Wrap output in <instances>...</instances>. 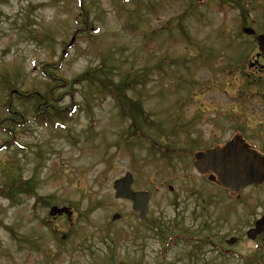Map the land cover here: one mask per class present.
Returning <instances> with one entry per match:
<instances>
[{"label": "rangeland", "instance_id": "1", "mask_svg": "<svg viewBox=\"0 0 264 264\" xmlns=\"http://www.w3.org/2000/svg\"><path fill=\"white\" fill-rule=\"evenodd\" d=\"M223 1L196 3L197 15L194 13L196 16L191 15L185 22L193 43L216 52L211 66L198 68L194 65L199 63V51L185 41L170 44L160 39L154 50L149 47V55L144 51L143 33L169 27L175 17L190 9L188 0H149L138 7L127 3L122 11L111 0H84L90 8L91 29L81 36L73 34L81 26L76 0L0 2V117L4 115L1 104L8 93L1 90L5 80L1 75L5 72L10 81H17L16 87L26 90L40 86L41 65L54 63L65 80L78 79L89 72L86 81L72 87H98L99 61L106 60L108 55L112 59L107 57L108 65L117 60L122 66L107 70V77L114 75L113 83L129 69L141 71L143 66L159 60L165 63L159 78L125 92L135 99L141 94L140 114L161 124L159 130L147 124L141 132L142 142L159 161L155 164H146V148L142 145L129 147L132 154L123 151V145L134 138L126 129L127 119L135 109L120 112L108 99L96 101L89 109L81 106L82 111L78 110L63 126L40 127L29 119L15 144H4L8 138L0 131V184L6 182L7 174H20L25 180L35 175L36 190L43 199L35 203L31 197H22L10 202L0 197V220L7 227H0V264H97L90 253H99L107 246H114L116 260L132 264H187L189 247L164 252L160 240L148 230L149 221L158 218L164 222L181 221L190 229L201 228L205 222L215 224L212 241L222 244L213 250L205 247L201 259L193 264H243V256L260 244L257 253L264 256V240L249 241L244 236L254 219L264 214V184L241 191L238 198L229 197L195 172L194 153L180 166L160 157L163 150L159 144L166 140L165 134L170 130L164 127H170L174 121L190 122V137L199 143L194 142L197 152L222 145L235 133L236 126L242 127L251 139L252 126L246 128L245 119L239 117L252 120L253 112L262 114L258 102H264V84L259 97L242 103V113L236 114L242 82L239 72H230L228 68L237 64L238 54L244 57L249 53L251 42L236 37L238 11L234 6L238 0ZM252 18L256 17L249 12L248 19ZM128 23L137 25L138 30H124L122 27ZM71 39L69 47L64 45ZM237 42L242 45L238 53ZM176 58L184 59L185 66H173L169 60ZM184 77L190 79L193 88L174 89ZM76 99L80 97L76 95ZM68 100L65 97L63 103ZM180 106L182 115L177 117L175 109ZM246 123L251 125L250 121ZM127 171L133 175L134 190L150 192L144 221L135 217L128 202L113 197L114 179ZM56 175L61 179H54ZM168 185L173 187L172 191L167 189ZM98 199L100 204H96ZM89 204L95 208L70 229L79 212ZM51 205L72 209L71 221L49 217ZM114 213L120 215L118 220H111ZM222 215H226L224 222L215 220ZM43 220L48 223L46 226L42 225ZM68 232L70 240L57 245L56 238ZM229 237H236L239 243L229 248L224 244ZM58 252L59 259L52 260Z\"/></svg>", "mask_w": 264, "mask_h": 264}, {"label": "trees", "instance_id": "2", "mask_svg": "<svg viewBox=\"0 0 264 264\" xmlns=\"http://www.w3.org/2000/svg\"><path fill=\"white\" fill-rule=\"evenodd\" d=\"M3 0H0L2 2ZM113 4L118 5V9L120 11L124 10V5L127 3H133L137 7L144 4L146 1L149 0H111ZM190 4V9L183 11L180 15L174 18V23L170 22V26L165 28H159L157 30H149L143 33V40H144V51L149 55L151 50H148L149 47L154 50L156 47L155 44L158 43L160 39L166 41L168 43H177L180 41H185L190 47L196 48L199 51V63L195 64L194 67H203V66H211L215 61V51L212 48H205L204 45H197L193 42L195 40L191 39L189 35L188 29L186 27L185 22L192 16H196L197 13L195 10V3L193 0H188ZM219 3L224 2L223 0H216ZM77 2V17L81 22V26L74 29L73 34L86 35L89 33L91 29V22L88 20V6H85L84 0H76ZM228 2V0H225ZM229 2L233 3L232 0ZM196 15H195V14ZM172 24L174 27L172 28ZM137 25L126 24L122 28L125 30L130 31H137ZM85 29V30H83ZM205 48V49H204ZM147 49V50H146ZM109 60L112 61L110 55H108ZM107 57L106 60L104 58L99 61V66L101 70L99 71L101 79L98 80V87H72L74 84H80L83 81L87 80V76L89 72L84 73L83 75L78 76V79L73 80H65L60 75V70L57 68V64H43L41 65V69L39 71L42 79L41 82L38 83L40 86H32L29 89L23 90L21 88L16 87L18 84L17 81L14 79L10 81V75L6 72L1 75L3 80L1 85V90H8L7 95L4 98L3 103L1 104L2 112L4 115L0 117V131L7 136V140L4 144H15L18 135L22 132H19L22 129H26L27 122L31 121L33 125L40 126V127H55L58 125H64L68 123L74 116V114L79 110L82 111L81 106L85 109H89V107L94 104L96 101L101 99H108L112 102L115 108L118 111H124L126 109H135V113L130 115L131 119L135 121V119H139L141 117H146L144 121L140 124L146 126L149 124L151 128L159 130L161 128V124L155 123L153 121H149L147 116L140 114L139 107H142V102L140 98H142L141 94H137V98L126 95L125 92L132 91V89L139 84V86H147L154 77H160L163 72V68L165 66L164 61L159 60L148 67L143 66V70L139 71V69L133 70L129 69L125 71L123 75H120L118 82L113 83L112 77H107V70H110L112 67H122L117 60L111 65L107 64ZM193 60V59H192ZM173 66L178 67L179 65L185 66L184 59L176 60H169ZM213 62V63H212ZM101 63V65H100ZM240 63V62H239ZM199 65V66H198ZM240 66V65H239ZM180 67V66H179ZM241 67V66H240ZM239 68V67H238ZM236 65H232L228 70L230 72L238 70ZM181 69V68H180ZM119 71V70H118ZM179 73V71H178ZM77 80V81H76ZM10 81V82H9ZM176 87L174 89L178 90L180 88H188L192 87L190 83V79L182 78L180 83H176ZM16 87V88H14ZM246 87V86H245ZM193 88V87H192ZM135 91V90H133ZM189 97V91L186 92ZM76 95L80 97V100L76 99ZM65 97H69L67 103H63ZM187 97V98H188ZM134 101V102H132ZM130 104L132 106H130ZM177 112V117L182 115V106L175 109ZM190 123H184L181 121H176L171 128V131H178L181 127H187ZM176 126V128H175ZM179 127V129H178ZM17 131V132H16ZM13 139V142L11 141ZM12 142V143H11ZM176 154V152L174 153ZM6 182L0 184V197L8 199L10 202H16L22 197H31L33 198L35 203H39L40 200L43 201L40 194L36 190V186L38 184V178L33 175L29 179L25 180L22 179L20 174H7ZM53 178V177H51ZM54 179H61V177L57 176ZM100 201H96V204ZM94 204H89L87 208L79 212L77 218L74 219L73 228L78 223V219L82 216H85L90 210H92ZM226 219V215H222L216 217L215 220H222ZM48 223L43 220V225H47ZM0 226L4 227L3 222L0 221ZM70 228V229H71ZM207 229L209 232L208 235L200 236V233L203 229ZM200 229L192 230L190 233L189 228L183 225V222L178 220H172L170 222H164L161 219H152L148 223V230L160 240L162 243L163 251H166L170 248L176 247H184L188 248L190 243H196L198 241H192L193 239L205 240L201 242V244L211 243L209 241L212 237V229L215 228V224H210L209 222H205ZM71 238V233H67L66 241L61 242L57 240L58 245H63ZM82 243L79 244L81 246ZM197 249V248H196ZM89 251L92 252L91 249ZM61 253V252H59ZM188 255V259L191 258ZM59 254H57L54 259H58ZM90 258L96 260L97 264H132L128 263L127 261L123 260H116V251L114 246L106 247L104 250H101L99 253L94 252V255L90 253ZM243 264H263L264 257L260 258L257 253H253L244 259ZM141 264V263H137ZM155 264H165L162 262L155 263Z\"/></svg>", "mask_w": 264, "mask_h": 264}, {"label": "water", "instance_id": "3", "mask_svg": "<svg viewBox=\"0 0 264 264\" xmlns=\"http://www.w3.org/2000/svg\"><path fill=\"white\" fill-rule=\"evenodd\" d=\"M201 1V0H198ZM248 34L252 31L248 28L244 29ZM258 47L260 52L264 53V36L258 37ZM196 170L200 174L210 171L214 175L211 180H215L218 186L228 189L232 192H238L240 189L248 185L259 184L264 180V156H260L254 150L242 143L238 137H233L221 148H213L196 155L194 162ZM132 177L130 173L113 181L114 197L131 202L132 211L135 215L142 219L148 211L149 193L147 191L131 190ZM171 189V187H169ZM66 214L70 217L71 211L66 207L58 208L52 206L49 215ZM119 217L114 214L112 219ZM264 231V215L256 220L253 227L246 231V237L253 240L258 234ZM234 238L226 241L227 244H233Z\"/></svg>", "mask_w": 264, "mask_h": 264}, {"label": "flooded vegetation", "instance_id": "4", "mask_svg": "<svg viewBox=\"0 0 264 264\" xmlns=\"http://www.w3.org/2000/svg\"><path fill=\"white\" fill-rule=\"evenodd\" d=\"M238 11L237 22L239 23L238 31L236 37L247 38L250 40L251 44L248 43L249 53L244 57L238 54L240 61L241 68L237 70L240 75V80L242 85L249 86V87H241L238 90L237 98H239V107L242 109V103L246 102L247 100H253L255 96L259 97L260 88L264 84V53L259 51L258 47V36L264 35V0H255V3L251 0H238V5L235 6ZM249 12H252L256 18L248 19ZM248 27L252 31L251 34H248L244 31V28ZM237 41V40H236ZM238 43V42H237ZM240 44V43H238ZM238 51H242V45L238 46ZM251 53V54H250ZM250 54V55H249ZM261 97V96H260ZM260 110L262 114H257V112H253L255 117H252V120L248 117H239V120L245 119L246 128H250L251 126V139L247 136L246 131L240 127L238 131V136L242 139L243 143H246L249 148L255 150L261 155H264V102H258ZM260 112V111H259ZM242 113V111H241ZM250 121L251 125L246 123ZM249 126V127H248ZM215 146H222V145H215ZM211 146L209 148L215 147ZM163 151L166 154L167 160H178L179 157H174L173 154L175 152H181L182 150L190 149V153L193 151V141L190 139V145L187 140L178 141L174 140L170 142L165 140L162 144ZM206 149L197 151L201 152ZM194 152V153H197ZM193 154V153H192ZM176 164L181 165V162L178 160ZM202 179L211 181L210 174H204L199 176ZM203 233H200L202 236ZM264 237V232L259 234L256 237V241H260ZM236 238V237H235ZM192 241H198L193 243L195 247L192 248V255L191 259H188L187 264L197 263L203 252L205 251L204 248L208 247L210 250L212 247H218L215 244L207 243L201 244L205 240L193 239ZM236 242H239V239L236 238ZM197 248V249H196ZM213 250V249H212ZM190 255V254H189ZM259 257H264L263 255L257 254ZM205 264H211L210 261H205ZM264 264V262H263Z\"/></svg>", "mask_w": 264, "mask_h": 264}]
</instances>
